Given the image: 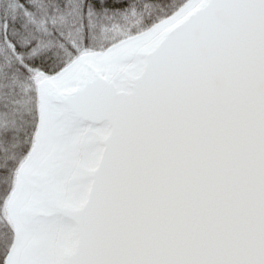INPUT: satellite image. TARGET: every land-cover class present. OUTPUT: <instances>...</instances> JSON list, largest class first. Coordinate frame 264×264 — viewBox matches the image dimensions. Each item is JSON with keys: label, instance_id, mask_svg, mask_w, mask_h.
<instances>
[{"label": "snow or ice", "instance_id": "6c2138e0", "mask_svg": "<svg viewBox=\"0 0 264 264\" xmlns=\"http://www.w3.org/2000/svg\"><path fill=\"white\" fill-rule=\"evenodd\" d=\"M0 264H264V0H0Z\"/></svg>", "mask_w": 264, "mask_h": 264}]
</instances>
